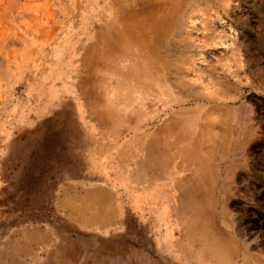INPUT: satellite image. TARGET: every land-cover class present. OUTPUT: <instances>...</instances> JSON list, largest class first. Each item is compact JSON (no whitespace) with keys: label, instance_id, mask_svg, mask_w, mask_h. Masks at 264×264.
Returning <instances> with one entry per match:
<instances>
[{"label":"rangeland","instance_id":"rangeland-1","mask_svg":"<svg viewBox=\"0 0 264 264\" xmlns=\"http://www.w3.org/2000/svg\"><path fill=\"white\" fill-rule=\"evenodd\" d=\"M114 1L148 21L118 53L99 48L89 78L87 52L118 34ZM179 1L175 17L177 0H0V264H51L65 234L109 243L129 224L131 261L113 252L96 264H264L249 230H264L250 169L264 155V0ZM158 13L161 35L148 29ZM186 62L218 99L185 92ZM63 164L77 174L56 173ZM16 178H45L44 207L30 208Z\"/></svg>","mask_w":264,"mask_h":264},{"label":"bare ground","instance_id":"bare-ground-1","mask_svg":"<svg viewBox=\"0 0 264 264\" xmlns=\"http://www.w3.org/2000/svg\"><path fill=\"white\" fill-rule=\"evenodd\" d=\"M177 5H176V10L174 11L173 16L177 17L178 15H180V11H182L183 8H180V4L182 5V2H180L179 0H177ZM122 2V1H121ZM120 1H114L113 6L117 8V13L116 16H114L110 21L109 26L112 27L114 29V32H118L117 36L116 34L112 35L111 37L109 35H107L105 37V39L102 42H97L96 44H94L91 48V50H89V52H87L86 56L83 59L84 65L85 63L88 64L89 67V71H88V77L91 78L94 73H95V68L96 65L94 67V63L96 60V53L98 52L99 48H108L107 51L109 53H118L120 51V48H125L128 46L129 44V40L133 39L134 36H136V34L133 32L134 29H141L145 22H147L148 20L142 19L140 16L136 17L134 14L132 15V13L128 10H126L125 8H123V6L121 5ZM125 4V1H124ZM132 9V8H131ZM149 11V10H148ZM193 11V10H192ZM137 14V13H136ZM141 15V14H140ZM149 15V14H148ZM138 16V15H137ZM168 16H166L165 14H155V16L152 19H149L150 22V26L148 29H157L158 30V34H162V32L164 30L168 29ZM117 23H119L117 25ZM108 26V27H109ZM119 26V27H117ZM109 29V28H108ZM111 30V29H110ZM145 30V29H144ZM113 31V30H111ZM146 31V30H145ZM108 32V31H107ZM115 32V33H116ZM149 32V31H148ZM150 33V32H149ZM110 34V33H109ZM157 34V33H156ZM166 34V33H165ZM118 38H122V43H120V45H116L114 44V39ZM148 37V35H147ZM146 37V38H147ZM151 41V40H150ZM160 42L158 41H152L151 43H149L150 45H147L148 47H153V50L155 51L154 47L157 48V45ZM106 52V51H105ZM156 52V51H155ZM99 53V52H98ZM159 53V52H158ZM109 55V54H108ZM112 57V56H111ZM114 58V57H113ZM101 60V59H100ZM99 60V61H100ZM103 60V59H102ZM112 61V60H111ZM102 63L104 61H101ZM169 64V63H167ZM185 66H183V68H181V73L177 78V82L179 83V85H181L183 87V89L185 90V92H191L192 95L197 98V97H202L204 99H218L219 96L215 91H211V89L208 87L206 80L203 79V76H201L202 74V69H198L195 68V66H193L192 64L187 62L184 64ZM87 67V68H88ZM185 67L187 68H193L195 70V79H191L189 73H187L185 71ZM86 68V69H87ZM133 68H130L129 70V75L130 74H135L136 72L131 71ZM156 71V70H153ZM86 73V72H85ZM97 73V70H96ZM161 73V72H160ZM137 75V73L135 74ZM87 76V75H86ZM131 76V75H130ZM137 77V76H136ZM134 78V77H133ZM88 80L85 78H82L81 84L83 86V83ZM89 82V81H88ZM141 84V82H138ZM142 85V84H141ZM141 87V86H140ZM171 90V89H170ZM82 96L86 97L87 96V91H82ZM140 104V103H139ZM213 109V108H212ZM213 111V110H212ZM216 112V111H215ZM215 115V113H211V110H209L207 112V115L209 116L206 118L207 119V124L205 125V134L208 136V139L212 136V132L213 130V123H212V119H210V116ZM218 114V113H217ZM216 114V115H217ZM206 115V116H207ZM216 117V116H215ZM190 119V118H189ZM102 122L105 123V118L101 119ZM192 121V120H191ZM203 126V125H202ZM201 127V126H200ZM217 128V127H216ZM215 128V129H216ZM194 132V131H193ZM26 133V132H25ZM203 135V134H202ZM217 135V134H216ZM28 136V135H27ZM32 136L30 137L28 136L26 139L27 141L32 140ZM205 136V135H204ZM25 137V136H24ZM211 139V138H210ZM185 141V140H184ZM209 142V140L207 141V143ZM212 144V143H211ZM257 144V148H264V144L262 143H256ZM261 144V145H260ZM169 165V164H168ZM61 167V166H60ZM185 168V167H184ZM250 169L252 171L253 174V181L255 184H252V186H255L254 189H260L263 190V193H260V198H261V202H264V155H262L261 157L256 158L253 161V163L250 165ZM56 173H60L62 175H64L65 177H72L75 176L77 174V171L74 169H71L69 167L66 168L65 164L62 165L61 168L57 167ZM59 174V175H60ZM55 176V175H54ZM56 177V176H55ZM59 177V176H58ZM18 178V177H17ZM16 178V183H17V188H15L14 190H18V189H24L28 195V203L30 208H34V207H38V208H42L44 207V200L46 198V186H45V178L40 180L39 183H28V182H24L22 183V180L19 178ZM131 178V177H130ZM99 179V178H98ZM190 181V180H189ZM186 181L183 180L181 182V184H178V190L184 188ZM192 183V182H191ZM75 185V184H74ZM139 185V184H137ZM81 186V185H80ZM140 186V185H139ZM78 188V187H77ZM85 188V187H84ZM93 188V187H92ZM153 188V186H152ZM155 188V187H154ZM187 188V187H186ZM13 190V189H12ZM186 190V189H184ZM76 191V190H74ZM93 192V191H92ZM183 192V191H182ZM94 193V192H93ZM185 194V193H184ZM251 194V192H250ZM179 195V194H178ZM244 195V194H243ZM92 197V195H90ZM180 196V195H179ZM182 198V197H181ZM97 199V198H96ZM184 199V198H183ZM112 200V199H111ZM185 200V199H184ZM109 201V200H108ZM113 201V200H112ZM180 201V200H179ZM99 202H102L99 200ZM187 202V200H186ZM185 202V203H186ZM66 205L63 204V209L68 210L69 215L76 217V221L77 219H79V217H82L86 220L90 219V223L92 222V220L94 221L95 218H93L94 214H92V216L90 215V217L85 218L86 216H84V212L83 210L85 208L81 207L80 210L77 209L74 206H70L67 203H65ZM184 204V203H183ZM191 204V203H190ZM228 204V203H227ZM111 205V204H110ZM60 206V205H59ZM104 207V206H102ZM111 207V206H110ZM94 209V208H93ZM92 209V210H93ZM96 209V208H95ZM61 210V208H60ZM262 210H264V207H259V212H261ZM113 211V210H112ZM217 213V212H216ZM113 214V212H112ZM165 212L164 209H160L158 211V218L162 220V217L164 216ZM108 215V214H107ZM218 215V214H217ZM98 216V215H97ZM104 218V217H103ZM109 218V217H108ZM176 218H178L176 216ZM111 219V218H110ZM101 220V219H100ZM115 221V220H114ZM194 221V219H193ZM109 222V220L107 221ZM195 222V221H194ZM84 223V222H83ZM102 223V222H100ZM61 224V223H60ZM88 224V223H87ZM95 224V222H94ZM198 224V223H197ZM258 221L254 220L251 222V227L252 229L250 230L251 234L256 235L257 240H264V230H262L263 228H261L260 225H258ZM65 225V224H64ZM90 225V224H89ZM131 226H129L131 229L130 234L125 235L123 240H114L112 242L109 243H99L96 240H83L81 241L80 238L75 239V240H70L69 236H67L66 234L64 236L61 237V244H60V253L57 256H53L54 260L51 264H75L77 261L85 263V264H96V262L99 261H105L107 258L106 254H123V256L126 258V260L131 261V257H130V249H131V243H132V238L136 235V230L134 228V226L132 224H129ZM87 226V225H86ZM93 226V225H92ZM190 226V225H189ZM192 226V225H191ZM159 227V226H158ZM161 227V226H160ZM189 228V227H188ZM2 228H0L1 230ZM26 229V228H25ZM64 229V228H63ZM66 230V229H65ZM64 230V231H65ZM72 231V230H71ZM66 232V231H65ZM80 232V231H79ZM70 233V232H69ZM78 233V232H77ZM55 235V234H54ZM85 236V234H84ZM41 237V236H40ZM75 237V236H74ZM45 239L44 237L41 238L40 240ZM51 239V238H50ZM53 239V238H52ZM51 239V240H52ZM113 239V238H112ZM3 240V239H2ZM37 240V239H34ZM39 240V241H40ZM80 240V241H77ZM125 240V241H124ZM239 240V239H238ZM5 241V240H4ZM16 241V240H15ZM49 241V240H48ZM59 241V240H58ZM51 242V241H50ZM49 242V243H50ZM227 242V241H226ZM225 242V243H226ZM39 243V242H38ZM124 243V244H123ZM135 244V243H134ZM137 244V243H136ZM135 244V245H136ZM12 245V244H11ZM39 246V245H38ZM43 246V245H42ZM56 246V245H55ZM143 246V245H142ZM196 246V245H195ZM203 246V245H202ZM252 246V245H251ZM45 247V246H44ZM51 248V246H50ZM96 248V249H95ZM146 248V247H145ZM4 249V248H3ZM259 249V248H258ZM262 249V248H261ZM101 250V252H100ZM7 251V249L5 250ZM42 251V250H41ZM40 251V252H41ZM51 251V250H50ZM49 251V252H50ZM54 251V250H53ZM48 252V251H47ZM52 253V251H51ZM5 254V253H4ZM31 254V253H30ZM36 254V253H34ZM203 254V253H202ZM18 255V254H17ZM43 255V253H42ZM194 257V256H193ZM37 258V257H36ZM45 258V257H44ZM258 258V257H257ZM10 259V258H9ZM28 259V258H27ZM41 259V258H40ZM190 259V258H189ZM37 260V259H35ZM10 264H20L22 263V259L19 258H13L10 259ZM192 261V260H191ZM40 262V261H39ZM1 263V262H0ZM5 263V262H4ZM24 264H26L25 262H23ZM35 263V261H34ZM46 263V262H44ZM39 264V263H38Z\"/></svg>","mask_w":264,"mask_h":264}]
</instances>
